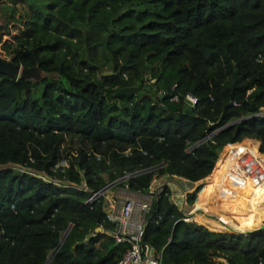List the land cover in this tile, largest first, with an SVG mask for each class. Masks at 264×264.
<instances>
[{
	"label": "trees",
	"instance_id": "obj_1",
	"mask_svg": "<svg viewBox=\"0 0 264 264\" xmlns=\"http://www.w3.org/2000/svg\"><path fill=\"white\" fill-rule=\"evenodd\" d=\"M0 13L4 58L45 74L0 75V264H115L125 246L96 194H147L162 177L205 182L186 196L193 218L166 185L152 202L142 240L161 264H264V0H5ZM134 86L140 100L107 103ZM225 154L241 181L219 175Z\"/></svg>",
	"mask_w": 264,
	"mask_h": 264
},
{
	"label": "built area",
	"instance_id": "obj_2",
	"mask_svg": "<svg viewBox=\"0 0 264 264\" xmlns=\"http://www.w3.org/2000/svg\"><path fill=\"white\" fill-rule=\"evenodd\" d=\"M124 79L126 80L127 77L124 76ZM170 102L177 103L178 98L174 96L170 99ZM183 104L186 109L192 110L197 105V99L190 94H185ZM260 111L264 115V109ZM66 168H68V161L62 160L53 169L54 171L63 172ZM114 186L116 184L107 185L108 189ZM162 187L151 190L150 186L147 194L130 192L129 195L133 196L132 198H126L120 202L119 206L115 204L110 214L111 221L116 225L112 238L115 244L125 246L124 253L115 264H161V255L144 244L142 239L146 216L149 214L152 202L156 195L160 193ZM123 189L127 190L126 186ZM173 191H171L170 202L181 210L183 209L182 205L187 207L186 196L190 192L186 190L177 191L176 189ZM96 196H104V194L98 193ZM91 201H93V198L88 200V202ZM191 216L193 217L190 213L185 214V217L189 219Z\"/></svg>",
	"mask_w": 264,
	"mask_h": 264
},
{
	"label": "water",
	"instance_id": "obj_3",
	"mask_svg": "<svg viewBox=\"0 0 264 264\" xmlns=\"http://www.w3.org/2000/svg\"><path fill=\"white\" fill-rule=\"evenodd\" d=\"M3 22L4 20L0 22V31H3L4 29ZM0 75L8 76L10 78H18L20 80H25V81H33V82H40L45 77V74H43L37 67L33 69H18L12 63L11 60L1 58V57H0ZM111 75L112 73L109 71L102 73L103 77L111 76ZM149 79H150L149 76L145 77L146 81ZM134 96L140 100L143 96H145V94L140 92L137 86L122 88L113 95L105 94V98L108 104H112L114 99H117V98H121V97L132 98ZM118 107H120V105H118ZM166 109L167 108L165 107L162 108L163 111L164 110L166 111ZM168 110L173 111L170 108ZM184 115L189 116V117H194V114L188 109L184 111ZM13 169H17L20 172L23 170L21 167H18L16 165L13 166ZM107 190H108V187L106 186L104 189H102L99 192V194H105ZM95 233H101V228L95 229Z\"/></svg>",
	"mask_w": 264,
	"mask_h": 264
},
{
	"label": "rangeland",
	"instance_id": "obj_4",
	"mask_svg": "<svg viewBox=\"0 0 264 264\" xmlns=\"http://www.w3.org/2000/svg\"><path fill=\"white\" fill-rule=\"evenodd\" d=\"M3 2H5V0H0V4ZM1 21H2V19H1V13H0V22ZM9 28L11 30V35H15L17 33L16 29L14 27H12L11 23L9 24ZM5 43H12V39L10 36L5 35V28H4L3 31H0V57L1 58H4V53L2 51V48H3V44H5ZM221 160H222V166H223L222 173H224L222 175H224L226 177H230L232 175L231 172H233V170H236L237 174H238L236 179L241 181L242 178L245 176L246 171H247L246 168L244 167L243 163L241 161H238L239 159L236 156H233V155L226 156V154L221 155ZM204 182L205 181H203L201 183H196L194 185H190L191 186L190 192L196 190V188L199 187ZM165 184H167V185L169 184L172 189H176L177 191H180V190L185 191L184 189L187 188V185L184 186L182 181L179 179H162L160 181L158 180V181H155V183H152L151 190H153L154 188H157L159 186H163ZM115 196H116V194H115ZM117 196H118L117 199L115 198V204L117 206H119L120 202H122L126 198H132L133 197L130 195H125V194H120V196L119 195H117ZM182 208H183L182 211L186 215H188L190 207L189 206L185 207L184 205H182ZM193 214H196V213L193 212L192 215ZM258 217L262 218L264 220V216L259 215ZM191 218H193V217L191 216ZM261 224H262V222H261ZM227 229H229V228H227ZM229 231H230V229H229Z\"/></svg>",
	"mask_w": 264,
	"mask_h": 264
},
{
	"label": "crops",
	"instance_id": "obj_5",
	"mask_svg": "<svg viewBox=\"0 0 264 264\" xmlns=\"http://www.w3.org/2000/svg\"><path fill=\"white\" fill-rule=\"evenodd\" d=\"M232 173V172H231ZM222 174H224V173H219V175H222ZM224 176V175H223ZM162 179H179V178H175V177H173V178H171V177H162V178H159V179H156V180H154L153 181V183H155V181H160V180H162ZM179 180H181L182 181V183H183V185L184 186H186L187 185V188L186 189H184V190H186V191H188V192H190V185H194V184H191V183H189V182H187V181H185V180H182V179H179ZM167 187H169L170 188V190L171 191H173L174 189H172L171 187H170V185L168 184H165ZM165 185H163V186H165ZM159 186V185H158ZM160 187V186H159ZM159 187H157V188H159ZM162 187V186H161ZM157 188H154V189H157ZM161 189V188H160ZM174 192V191H173ZM129 193L130 192H128L127 190H124L123 188H121V187H118V186H114V187H111L110 189H108L107 190V192L104 194V207H103V209H104V212L108 215V217L110 218V214H111V211H112V209L114 208V206H115V198L117 199V195H119L120 196V194H125V195H129ZM115 194H116V196H115ZM240 196H241V194H239L238 193V201H240L239 200V198H240ZM189 213L190 214H192L193 212L191 211V209H189Z\"/></svg>",
	"mask_w": 264,
	"mask_h": 264
},
{
	"label": "bare ground",
	"instance_id": "obj_6",
	"mask_svg": "<svg viewBox=\"0 0 264 264\" xmlns=\"http://www.w3.org/2000/svg\"><path fill=\"white\" fill-rule=\"evenodd\" d=\"M235 216L243 231L254 230V217L249 211L245 209L239 210L235 213Z\"/></svg>",
	"mask_w": 264,
	"mask_h": 264
}]
</instances>
